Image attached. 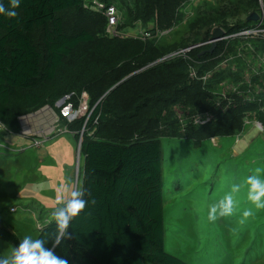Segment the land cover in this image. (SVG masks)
<instances>
[{
    "label": "trees",
    "instance_id": "trees-1",
    "mask_svg": "<svg viewBox=\"0 0 264 264\" xmlns=\"http://www.w3.org/2000/svg\"><path fill=\"white\" fill-rule=\"evenodd\" d=\"M152 1L142 0L144 8ZM85 2L21 0L15 18L0 15V125L19 134L20 117L54 108L63 97L78 108L85 94L86 117L63 124L74 140L80 138L81 189L89 193V204L68 229L72 239L55 253L69 264H188L164 248L161 138L188 139L198 147L210 138L239 135L246 112H254L264 129V110L248 102L222 112L211 96L214 84L200 75L192 80L190 67L216 63L222 44L212 53L164 59L147 37L110 36L105 9L86 8ZM251 6L258 7V0H250ZM186 101L193 115L215 111L216 119L187 121L184 128L183 122L167 121ZM55 227L45 223L39 230L47 248ZM0 239L19 244L2 219Z\"/></svg>",
    "mask_w": 264,
    "mask_h": 264
},
{
    "label": "rangeland",
    "instance_id": "rangeland-1",
    "mask_svg": "<svg viewBox=\"0 0 264 264\" xmlns=\"http://www.w3.org/2000/svg\"><path fill=\"white\" fill-rule=\"evenodd\" d=\"M248 2L189 0L177 5L172 0H153L144 8L142 0H86L85 7L95 11H102L98 5L112 7V16L103 13L107 33L154 40L164 59L208 49L213 30H223L217 45L223 47L214 58L216 63H207L204 68L194 63L189 69L192 80L200 75L203 82L214 84L211 96L223 112L248 102L260 103L264 110V32L254 27L228 31L247 23L253 12L264 19V1L258 0V7H248ZM187 103L174 107L167 121L183 122L184 128L187 121L216 119L215 111L193 115ZM87 110L83 112L65 101L20 117L19 134H11L0 125V219L19 242L26 234L38 237L49 211L56 206L61 184L82 187L80 138L74 140L63 121L85 118ZM243 116L241 134L210 138L198 147L188 139L161 138L164 248L188 264H264V209H254L245 191L236 197L239 212L215 222L207 219L208 207L233 183H241L256 168L264 170V129L254 112ZM28 128L43 137L37 145L42 147V155L25 134ZM247 145L250 149L242 156ZM19 148L25 150L19 152ZM245 208H253V214L243 219L240 212ZM13 247L0 239V258Z\"/></svg>",
    "mask_w": 264,
    "mask_h": 264
},
{
    "label": "clouds",
    "instance_id": "clouds-1",
    "mask_svg": "<svg viewBox=\"0 0 264 264\" xmlns=\"http://www.w3.org/2000/svg\"><path fill=\"white\" fill-rule=\"evenodd\" d=\"M21 0H0V15L15 18L18 13L16 9ZM245 191L246 199L254 209H264V170L256 168L252 173L245 176L241 183H233L230 190L225 192L218 201L212 203L207 209V219L215 222L219 218L231 217L239 212L237 195ZM85 190L73 186L71 183L61 184L57 189L56 206L49 211L46 223L55 224V232L50 233L52 248L45 247L46 239L32 234H26L20 239L18 246L11 252L0 258V264H69L68 260L58 256L54 249L63 241L72 239L69 227L88 206L89 201L85 199L88 195ZM95 204V200L91 201ZM253 208H245L240 212L243 219L253 214ZM243 219L241 222H243Z\"/></svg>",
    "mask_w": 264,
    "mask_h": 264
},
{
    "label": "built area",
    "instance_id": "built-area-1",
    "mask_svg": "<svg viewBox=\"0 0 264 264\" xmlns=\"http://www.w3.org/2000/svg\"><path fill=\"white\" fill-rule=\"evenodd\" d=\"M98 6H99V8L101 10L105 9V13L107 14V16H112V13L114 11V9L112 7L111 8H110V6L109 7H105L103 5H98ZM108 13H109V15H108ZM262 21H264V19H262V18L260 19V21H258L257 26L254 28L256 31L264 32V22H262ZM79 110H81L83 112H85L87 110V97H86L85 94H83L82 97H81V102H80V105H79ZM25 134H27L30 137L36 135V134L32 133L29 128L26 130V133ZM38 137H40L39 134H38ZM40 139H43V137L40 138ZM32 141H33V145L37 146V145H39L41 143L42 140L40 141V140H37V139H32Z\"/></svg>",
    "mask_w": 264,
    "mask_h": 264
},
{
    "label": "water",
    "instance_id": "water-1",
    "mask_svg": "<svg viewBox=\"0 0 264 264\" xmlns=\"http://www.w3.org/2000/svg\"><path fill=\"white\" fill-rule=\"evenodd\" d=\"M261 17L256 13L253 12L251 13L248 17H247V22L252 21V22H256V21H260ZM224 31L221 30L220 28H216L213 30L210 40H209V44H210V48L207 49L208 53H212L213 50L216 48L217 43L222 39L223 35H224ZM66 100V97L61 98L60 100H58L56 102L55 105L60 106L61 104H63ZM259 127H261V125L259 124ZM80 145V144H79Z\"/></svg>",
    "mask_w": 264,
    "mask_h": 264
},
{
    "label": "crops",
    "instance_id": "crops-1",
    "mask_svg": "<svg viewBox=\"0 0 264 264\" xmlns=\"http://www.w3.org/2000/svg\"><path fill=\"white\" fill-rule=\"evenodd\" d=\"M39 111H40V110H39ZM67 131H68V130H67ZM69 132H70V131H69ZM243 132L245 133V131H243ZM249 132H251V130H249ZM70 133H71V132H70ZM240 134H241V133H240ZM71 135H72V137H73V133H71ZM32 139H37V140H39L40 137H38V135H35V136H32V137L29 138L30 141H32ZM73 139H74V137H73ZM237 139H238V138H237ZM237 139H236V142H237ZM211 140H212V139H211ZM207 141H208V140H207ZM41 142H42V141H41ZM30 146H32V145H30ZM32 148H33V147H32ZM41 148H42V147H41ZM41 148H39V147L36 146V149H39V150H40V151L37 150L36 152H37V153H38V152H41V155H42V154L44 153V151L41 150ZM249 149H250V146L247 145L246 148H245V150L241 153L242 156H243L244 154H246V153L248 152ZM24 150H25V149H21V150H20V148H19L17 151H19V152H23ZM45 157H46V156H45ZM39 162L42 163L43 161L41 160V161H39ZM42 177H43V176H42ZM43 178H44V177H43ZM43 180H44V182L46 181L45 178H44ZM67 180H68V178H67ZM63 183H64V181H63Z\"/></svg>",
    "mask_w": 264,
    "mask_h": 264
}]
</instances>
